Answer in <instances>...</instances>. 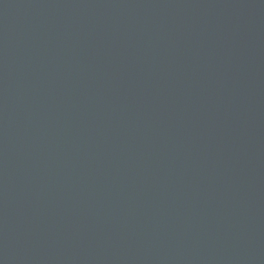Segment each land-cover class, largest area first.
Masks as SVG:
<instances>
[{"label": "water", "instance_id": "1", "mask_svg": "<svg viewBox=\"0 0 264 264\" xmlns=\"http://www.w3.org/2000/svg\"><path fill=\"white\" fill-rule=\"evenodd\" d=\"M0 264H264V0H0Z\"/></svg>", "mask_w": 264, "mask_h": 264}]
</instances>
